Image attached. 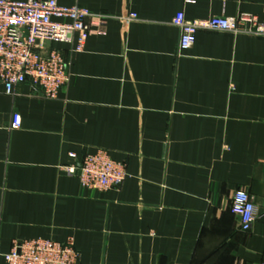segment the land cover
<instances>
[{
    "label": "crops",
    "instance_id": "obj_1",
    "mask_svg": "<svg viewBox=\"0 0 264 264\" xmlns=\"http://www.w3.org/2000/svg\"><path fill=\"white\" fill-rule=\"evenodd\" d=\"M55 1L105 20L88 21L99 33L80 53L53 45L70 74L56 99L0 85V252L48 239L71 243L80 264H259L264 36L199 31L180 52L171 21L264 22V0ZM97 151L126 164L119 188L86 190L66 173ZM236 191L257 208L248 232L230 212Z\"/></svg>",
    "mask_w": 264,
    "mask_h": 264
},
{
    "label": "built area",
    "instance_id": "obj_2",
    "mask_svg": "<svg viewBox=\"0 0 264 264\" xmlns=\"http://www.w3.org/2000/svg\"><path fill=\"white\" fill-rule=\"evenodd\" d=\"M134 19V15L128 18ZM89 20L102 25L105 17L78 6H59L55 0H0V85L4 93L12 95L16 87L28 84L44 99H56L68 86L70 74L69 60L53 45H66L69 53L82 52L89 36L99 33ZM171 24L179 30L180 52L193 46L199 31L264 36V22L247 14L187 21L179 13ZM20 126V116L12 113L9 129ZM65 171L76 176L83 189L100 192L117 189L127 177L125 165L103 151L85 154ZM230 212L239 219L242 232H248L257 218V208L244 191L233 194ZM0 258L7 264H79L80 253L71 243L33 239L13 241ZM259 264H264V258Z\"/></svg>",
    "mask_w": 264,
    "mask_h": 264
},
{
    "label": "rangeland",
    "instance_id": "obj_3",
    "mask_svg": "<svg viewBox=\"0 0 264 264\" xmlns=\"http://www.w3.org/2000/svg\"><path fill=\"white\" fill-rule=\"evenodd\" d=\"M121 163H123V162H121ZM124 165H125V168H126V164L125 163H123ZM126 172H127V168H126ZM127 177H128V173H127ZM126 177V178H127ZM123 184V183H122ZM119 188V187H118ZM12 244V243H11ZM1 253V252H0ZM1 254H5V253H1ZM0 259H2V258H0ZM79 264H80V260H79Z\"/></svg>",
    "mask_w": 264,
    "mask_h": 264
}]
</instances>
